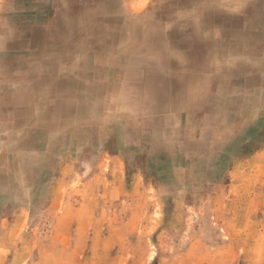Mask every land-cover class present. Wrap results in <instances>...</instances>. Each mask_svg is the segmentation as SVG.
Wrapping results in <instances>:
<instances>
[{
    "label": "rangeland",
    "instance_id": "rangeland-1",
    "mask_svg": "<svg viewBox=\"0 0 264 264\" xmlns=\"http://www.w3.org/2000/svg\"><path fill=\"white\" fill-rule=\"evenodd\" d=\"M0 174V264H264V0H0Z\"/></svg>",
    "mask_w": 264,
    "mask_h": 264
},
{
    "label": "crops",
    "instance_id": "crops-1",
    "mask_svg": "<svg viewBox=\"0 0 264 264\" xmlns=\"http://www.w3.org/2000/svg\"><path fill=\"white\" fill-rule=\"evenodd\" d=\"M186 57V56H185ZM210 58L209 56H206V55H204V56H202V55H199V56H197V57H194V58H192V59H190V58H188V57H186L187 59H189V61H190V63H192V64H199V65H201V64H204V65H206V63H207V60H208V58ZM201 58V59H200ZM194 59V60H193ZM200 59V60H199ZM197 60V61H196ZM213 60V62L215 63V64H217L218 62L216 61V59H212ZM188 61V60H187ZM200 62H201V64H200ZM212 63V62H211ZM192 69H193V71L195 72V73H197V76H200V86H203L204 84H206L205 82H206V68L205 67H202V66H200L199 68H197V67H195V66H193L192 67ZM199 69V70H198ZM219 79H223L221 76L219 77ZM1 128H4V127H1ZM164 171V170H163ZM0 175H3V174H0ZM3 177V176H2ZM1 179V178H0ZM20 222V220L18 219V218H14L12 221H11V223H13V224H16V223H19ZM0 223H1V220H0Z\"/></svg>",
    "mask_w": 264,
    "mask_h": 264
},
{
    "label": "bare ground",
    "instance_id": "bare-ground-1",
    "mask_svg": "<svg viewBox=\"0 0 264 264\" xmlns=\"http://www.w3.org/2000/svg\"><path fill=\"white\" fill-rule=\"evenodd\" d=\"M77 17V16H76ZM162 17V16H161ZM199 17V16H198ZM145 19V18H144ZM75 20V19H74ZM75 22V21H74ZM76 22H80V21H76ZM125 23V22H124ZM134 23H136V22H134ZM134 23H133V25H134ZM124 25V24H123ZM125 27V26H124ZM210 27V26H209ZM157 28V27H156ZM126 29V28H125ZM135 30V29H134ZM137 30H138V28H137ZM141 33H142V31H141ZM120 35V34H119ZM131 35V34H130ZM137 35V34H136ZM204 35V34H203ZM125 37H126V35H125ZM205 37V36H204ZM124 38V37H123ZM132 38V37H131ZM136 39H137V37H135ZM200 39V38H199ZM124 40H125V38H124ZM132 40V39H131ZM135 40V39H134ZM139 40V39H138ZM203 40V39H202ZM133 42V41H132ZM135 43V42H134ZM198 43V42H197ZM200 44H201V42H199ZM79 44V43H78ZM136 44V43H135ZM134 44V45H135ZM152 44V43H151ZM181 46V45H180ZM117 47V46H116ZM130 48V47H129ZM248 50V49H247ZM81 51V50H80ZM125 51V50H124ZM146 51V50H145ZM159 51V50H158ZM190 51V50H189ZM250 51V50H249ZM153 52V51H152ZM201 52H199V55H202V56H204L205 55V53L204 54H200ZM151 54V53H150ZM192 55V54H191ZM213 55V54H212ZM131 56V55H130ZM133 56V55H132ZM150 56V55H149ZM137 57V56H136ZM160 57V56H159ZM138 58V57H137ZM188 58H190V56H188ZM208 58V57H207ZM152 59V58H151ZM201 59V58H200ZM199 59V60H200ZM130 60V59H129ZM142 60V59H141ZM159 60V59H158ZM194 60V59H193ZM189 61V60H188ZM197 61V60H196ZM147 62V61H146ZM153 62V61H152ZM151 62V64H153ZM190 62V61H189ZM259 62V61H258ZM183 64V63H182ZM200 64H201V62H200ZM208 64V63H207ZM211 64V63H210ZM155 65V64H154ZM202 65V64H201ZM238 66V65H237ZM139 68V67H138ZM216 68V67H215ZM148 70V69H147ZM199 70V69H198ZM208 70V69H207ZM209 71V70H208ZM52 72V71H51ZM81 72V71H80ZM71 73V72H70ZM160 73V72H159ZM210 73V72H209ZM54 74V73H53ZM135 74H136V72H135ZM197 74V73H196ZM157 76V75H156ZM138 77V76H137ZM191 77V76H190ZM157 78V77H156ZM159 78V77H158ZM199 78H200V76H199ZM208 78H209V76H208ZM207 78V79H208ZM50 79V78H49ZM198 79V78H197ZM57 80V79H56ZM193 80V79H192ZM199 80V79H198ZM197 81V80H196ZM195 81V82H196ZM50 82V81H49ZM153 82V81H152ZM47 84H48V82H47ZM54 84H56V83H54ZM154 85V84H153ZM148 87V86H147ZM64 89V88H63ZM178 89V88H177ZM188 89V88H187ZM195 90V89H194ZM152 91V90H151ZM197 91V90H196ZM198 92V91H197ZM151 93V92H150ZM250 93V92H249ZM197 94V93H196ZM193 95V94H192ZM57 97V96H56ZM166 97V96H165ZM151 98V97H150ZM146 99H148V96H147V98ZM167 99V98H166ZM189 99V98H188ZM207 99V98H206ZM205 99V100H206ZM193 100V99H192ZM195 100V99H194ZM204 100V99H203ZM124 101V100H123ZM152 101V100H151ZM162 101V100H161ZM165 101V100H164ZM211 101V100H210ZM214 101V100H213ZM57 102V101H56ZM205 102V101H204ZM233 102V101H232ZM236 102V101H235ZM151 104H152V102H151ZM202 105V104H201ZM91 106V105H90ZM187 107V106H186ZM194 108V107H193ZM188 109V108H187ZM237 111V110H236ZM175 113V112H174ZM197 115V114H196ZM217 118V117H216ZM225 118V117H224ZM127 120V119H126ZM221 120V119H220ZM72 123V122H71ZM31 146V145H30ZM158 148V147H157ZM31 166V165H30ZM21 168V167H20Z\"/></svg>",
    "mask_w": 264,
    "mask_h": 264
}]
</instances>
